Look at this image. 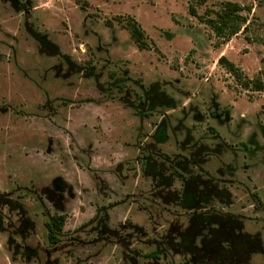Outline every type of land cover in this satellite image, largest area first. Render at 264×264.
<instances>
[{"label":"rangeland","instance_id":"374dc122","mask_svg":"<svg viewBox=\"0 0 264 264\" xmlns=\"http://www.w3.org/2000/svg\"><path fill=\"white\" fill-rule=\"evenodd\" d=\"M196 1L0 0V264H264V0Z\"/></svg>","mask_w":264,"mask_h":264},{"label":"trees","instance_id":"16d2710c","mask_svg":"<svg viewBox=\"0 0 264 264\" xmlns=\"http://www.w3.org/2000/svg\"><path fill=\"white\" fill-rule=\"evenodd\" d=\"M206 1L207 0H197L196 3L203 4ZM243 10L244 8L237 2L225 1L222 2L219 10L214 12V17H201V19H203V21L213 30L217 38L222 41H228L230 38L242 32L246 28L248 18L242 13ZM189 11L191 14L197 16L195 6L193 4L189 5ZM107 23L111 25V22L107 21ZM124 27L129 31L130 37L139 49L148 47L149 44L146 41L144 30L135 19L128 17L124 23ZM218 61L220 64L225 66V68L232 75L241 81L245 88H248L250 87V84H253L255 90L262 89L263 84L261 80H244L242 71L232 61L228 60L226 56H221ZM65 220V214H54L51 222L47 223V227L49 229L48 239L50 242L55 243L59 240L56 232H61L63 230Z\"/></svg>","mask_w":264,"mask_h":264}]
</instances>
